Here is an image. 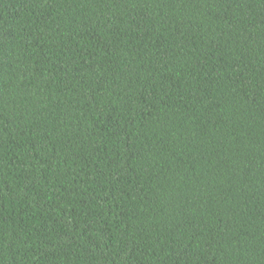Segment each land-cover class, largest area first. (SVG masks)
<instances>
[{"label":"trees","instance_id":"1","mask_svg":"<svg viewBox=\"0 0 264 264\" xmlns=\"http://www.w3.org/2000/svg\"><path fill=\"white\" fill-rule=\"evenodd\" d=\"M0 264H264V0H0Z\"/></svg>","mask_w":264,"mask_h":264}]
</instances>
